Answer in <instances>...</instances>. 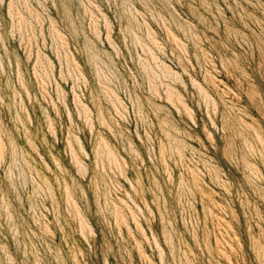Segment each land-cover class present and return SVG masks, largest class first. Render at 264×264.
<instances>
[{
  "label": "rangeland",
  "instance_id": "rangeland-1",
  "mask_svg": "<svg viewBox=\"0 0 264 264\" xmlns=\"http://www.w3.org/2000/svg\"><path fill=\"white\" fill-rule=\"evenodd\" d=\"M0 264H264V0H0Z\"/></svg>",
  "mask_w": 264,
  "mask_h": 264
}]
</instances>
